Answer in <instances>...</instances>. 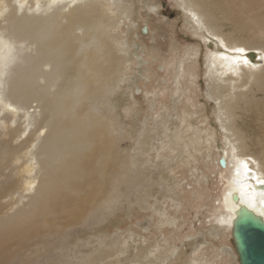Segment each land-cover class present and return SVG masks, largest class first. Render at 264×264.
<instances>
[{
    "label": "rangeland",
    "instance_id": "rangeland-1",
    "mask_svg": "<svg viewBox=\"0 0 264 264\" xmlns=\"http://www.w3.org/2000/svg\"><path fill=\"white\" fill-rule=\"evenodd\" d=\"M3 1L0 35L15 44V60L0 91L28 112L12 118L0 111V264H238L220 198L238 162L264 181V82L253 73L264 65V26L236 34L239 46L253 48L239 60L196 14L202 0H90L94 14L122 13L101 30L116 59L107 80L104 74L71 103L88 135L101 130L98 138L113 150L95 172L103 150L94 145L85 152L86 172L73 175L61 163L63 135L80 123L56 97L51 67L39 64L38 35L48 20ZM247 14L263 16L264 0H253ZM259 34L256 44H241ZM15 86L22 97H13ZM236 103L249 104L245 117L233 115ZM236 120L244 128L239 138ZM60 178L71 191L61 189ZM27 181L32 188L24 190ZM49 185L54 198L43 193Z\"/></svg>",
    "mask_w": 264,
    "mask_h": 264
},
{
    "label": "bare ground",
    "instance_id": "bare-ground-1",
    "mask_svg": "<svg viewBox=\"0 0 264 264\" xmlns=\"http://www.w3.org/2000/svg\"><path fill=\"white\" fill-rule=\"evenodd\" d=\"M208 1L211 3V5L208 4L206 0H202L203 5L199 10L196 9V14L198 12L199 18L203 16L204 23L210 27L212 35L216 36V39H221L225 46L227 45L228 47L232 48V50L236 54L237 50L241 48L244 49V53L242 55L237 54L240 57L239 60H242L241 57L246 58V53L252 51L251 49L253 48L247 46L241 47L242 45L239 46L240 40L238 39L237 41L235 36L236 34H241V30H248L249 28H251V26H256L258 30L262 29L264 26V15L259 16L255 14L248 16L247 12L250 11V9L252 8L253 0ZM14 2L16 4V7L19 8V10L22 9L23 13L27 14L29 18L32 19L38 17H45L48 20V22L43 25L42 30L41 32H39L38 35L39 37H42V50L40 52V56L42 57L39 61V64L49 65L51 67L50 71L48 72V75L51 76L50 82L54 85H58L60 88V95L54 93L53 94L55 96L58 95L56 97L61 96L62 100L65 101V104L63 105V110L67 111V113H69V115L74 119L80 117L74 115L75 110H73V106H75L76 104L72 105L73 102L75 103L77 99H79V101L81 99L83 100V96L89 94L90 85H92L93 82L98 83V86L101 85L102 81L104 80V74L105 79L107 80L109 75L113 73L111 67L114 65L116 53L113 52V48L107 43L108 40L106 39V37H103L104 33H101V30L105 31L107 30V28H112L115 23L113 16L118 17V15L122 13L116 12V15H112L109 14L111 13V11H105L104 9H102L98 10L99 13L96 12V14H94V7L90 0H14ZM206 5H210V8H208L209 10L207 9ZM211 7L217 10L216 13L221 17L217 16V14L214 15L215 12ZM5 10L6 3L5 1L0 0V16L4 13ZM106 12L109 13L105 14ZM102 13H104V15L106 16L105 19H101L100 15ZM212 16L218 17L220 20L218 21ZM84 19L89 20L85 22ZM106 19H108V22L104 25V21H106ZM206 21H209V23ZM249 21L253 22L252 25L248 24ZM199 22H201V20H199ZM246 24H248L247 28L244 27ZM257 25H261L262 27ZM215 29H218L220 31H214ZM259 37L261 38L262 35L258 36V38H254L253 35L248 36V40L246 41L245 39H242L243 42H241V44L243 43L244 45H254L257 41H260ZM228 42H231V44H228ZM70 46L72 47L67 50ZM13 49L15 50V44L0 35V79L1 76L4 75L3 72L5 71L6 67L12 63L13 59L15 60V51L13 53ZM245 50L247 51L245 52ZM260 51L262 52V50H259L257 54L261 56ZM244 63L248 64L246 61H244ZM259 71L260 73H258L257 71H253V73H256L258 79L261 80V82H264V65L259 68ZM12 95L15 98L23 96L20 94V91L18 88H16V86L13 88ZM71 101L73 102L71 103ZM243 105L244 104L236 103L234 106H232L231 109L233 110V115L238 114L240 117H245L247 112H242V110L245 107L248 108L249 104H247L246 106ZM0 111H4L12 118L16 115H19L20 113L17 111L15 105H13L11 102L7 101L5 97H3L1 91ZM20 111H23L21 112V115L22 113L24 115L28 112L26 109H22ZM239 121L236 120L233 123V130L238 135L237 138H239V136H242L239 133L244 132V128L242 126L243 122L241 123ZM75 123L76 121L74 120L72 124L73 127L64 126L68 130H66L65 134L63 135V138H65L64 142H66H63L66 146V151L65 157H63V161L61 163L64 164L63 166L65 167V170H69V168L73 169L71 172V174L73 175L77 174L78 169L79 171L81 169V172L84 174V172H86L85 167L87 166V164L85 163V152H89L94 148V145H97L103 150V154L102 162H100V164L94 168V171L100 173L104 164L103 159L105 158V162H110L112 160L113 145H111L110 142H107L104 137L98 138L99 134L101 133V130L97 129L96 135H93V132H89L90 135H88V131L84 130L83 127L85 121L82 122L81 120L79 122V127L75 126ZM103 127L105 126L103 125ZM59 132L61 131L59 130ZM263 137L259 138H262L263 140ZM89 140L91 143L89 142ZM85 143H90V147L88 148V150L87 147H85L86 150L78 155V148L83 147ZM106 148L108 152L106 151ZM260 155L261 154L259 153L258 156L260 157ZM261 157L262 158H260L259 164H262L260 165V168L262 169V171H264V160H262L263 156ZM87 158L89 159L88 153ZM234 158L236 159V157ZM252 158L253 157H251V159ZM255 160L257 159L255 158ZM222 161L224 163L222 167H224V165L226 164V159L222 158ZM75 163L78 164V168L74 166ZM247 167L250 169V172L245 174L243 163L238 162L236 167H234L232 170V175H230L229 173V175L232 176V179L230 178L231 180L227 181L228 183L225 189H223L222 187V189L224 190L220 198L222 209L230 215L231 220H233L236 209L240 205L246 206L247 208L260 215L264 219V182H261V176L260 178L255 177L256 173L253 170L256 171V169H251V166L249 167L248 165ZM27 171L29 172L30 170ZM68 179H70L69 176ZM70 180H72V178ZM58 181L62 183L61 189H70L71 191V189L73 188L69 185V183H66L67 179L60 178V180ZM50 183H52V181ZM60 185H58L57 187H59ZM52 186L54 185L52 184ZM30 188H32V184L27 181L25 183L24 190H29ZM55 189L57 190V188ZM53 190H50L49 185L46 186L43 193L47 197L54 198L52 194ZM61 194L62 193L60 192V195ZM233 197H236V200H234ZM179 263L180 261L177 264Z\"/></svg>",
    "mask_w": 264,
    "mask_h": 264
},
{
    "label": "water",
    "instance_id": "water-1",
    "mask_svg": "<svg viewBox=\"0 0 264 264\" xmlns=\"http://www.w3.org/2000/svg\"><path fill=\"white\" fill-rule=\"evenodd\" d=\"M219 164L223 166L222 159ZM231 237L238 264H264V219L260 215L240 205L232 220Z\"/></svg>",
    "mask_w": 264,
    "mask_h": 264
},
{
    "label": "snow or ice",
    "instance_id": "snow-or-ice-1",
    "mask_svg": "<svg viewBox=\"0 0 264 264\" xmlns=\"http://www.w3.org/2000/svg\"><path fill=\"white\" fill-rule=\"evenodd\" d=\"M243 53H244V49L241 48V49L237 50L238 55H242ZM243 167H244L245 174L250 172V169L247 167V162H243ZM261 182H264V181H261Z\"/></svg>",
    "mask_w": 264,
    "mask_h": 264
}]
</instances>
